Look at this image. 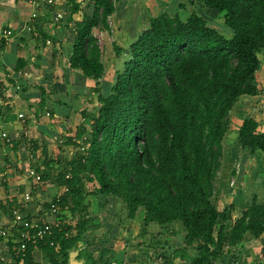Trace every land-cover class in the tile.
<instances>
[{
    "label": "trees",
    "instance_id": "1",
    "mask_svg": "<svg viewBox=\"0 0 264 264\" xmlns=\"http://www.w3.org/2000/svg\"><path fill=\"white\" fill-rule=\"evenodd\" d=\"M119 1L89 0L86 6L91 9L81 11L75 0H68L66 14L57 15V21H64L72 34L69 66L97 83L91 93L97 94L99 105L89 129L79 124L73 136L59 143L61 151L66 146L81 148L65 162L58 158L55 164H44L46 169L37 183L54 180L57 188L45 210L52 203L58 210L36 224L47 227L51 234L36 244L27 242L22 252L9 237V256L14 264L29 259L33 249L43 253V264H68V253L74 248H79L77 258H81L80 246L86 242L92 218L83 216L87 194L104 198V203L119 201L124 220L141 214L143 233L152 224L180 223L183 246L168 256L155 251L159 255L156 260L162 259L159 264H172L177 256L186 264H218L233 247L242 248L243 241L257 239L264 232V203L255 196L235 220L233 204L219 210L214 199L229 113L241 97L262 92L255 73L260 66L258 54L264 50V0H189L191 5L199 3L202 8L223 13L221 30L210 27L195 10L183 17L178 10L172 15L162 12L149 16L148 25L126 49L114 46L118 53L127 52L122 69L102 89L98 81L104 73L102 50L93 30L109 28L107 18ZM52 4L45 1L36 8L33 24L38 36L31 35L42 43L52 39L42 24L51 15L53 19ZM78 11L81 16L74 19ZM1 44L4 46L3 39ZM26 64L19 58L15 71ZM21 85V90L26 88ZM43 99L36 103L41 108ZM38 115L36 107L33 118L37 120ZM26 142L24 135L5 138L2 147L15 152ZM30 143L36 148L35 139ZM237 144L249 154L264 152V131L258 130L255 118H243ZM34 165L29 167L38 172ZM18 205L14 198L0 199V216L20 229L21 221L32 218L18 219L13 212ZM189 247L193 254L187 251ZM84 261L95 264L91 253Z\"/></svg>",
    "mask_w": 264,
    "mask_h": 264
},
{
    "label": "crops",
    "instance_id": "2",
    "mask_svg": "<svg viewBox=\"0 0 264 264\" xmlns=\"http://www.w3.org/2000/svg\"><path fill=\"white\" fill-rule=\"evenodd\" d=\"M39 1V2H38ZM38 5L44 4L46 0H38ZM53 1V13L57 12L55 8H58L61 10L64 14H66V9L69 7L70 3H68V0H52ZM179 0H120L117 4L115 3V7H117L118 4L121 3V5L132 6V7H143L146 11L147 8H149L150 5L154 3H158L161 6H168L171 2L172 4H177ZM127 3V6H126ZM57 4V5H56ZM39 6L34 5V3L31 0H0V103H3V99L6 100L4 103H7V107L9 108L8 111L1 112L0 119L6 120L7 118L12 119L7 124H2L0 122V199H16L17 208L13 210L14 213H16V217L20 220L24 219L23 217L29 216L32 218L31 220H40L43 217L42 214L44 213L42 200L44 197L51 198L52 195L57 192V188H53L52 184L51 186H47L45 181L42 183H32V180L26 177V169L30 166V163L25 160H18L20 158L19 156H22L25 150V147H19L15 152L11 149L9 151H6L3 149L2 144H4L5 138L1 136V132H4L7 134V138H19L21 135H25L29 132L31 135L34 136V134L37 133H43L44 131H47V125L42 122V120L39 118V122L33 118L34 108H36V103L39 101V97L37 98V86L40 84H43V78L44 72H49L52 68L59 67L57 64L53 65V63H57L59 61L57 59L58 55H65L63 52L60 53L57 52V49L53 44L52 45H46L45 43H42L38 41L36 38H33L30 31L24 30L22 33H16L15 30L21 28L24 24L25 18L29 15L31 11L36 12V8ZM124 7V8H125ZM160 8L157 7V10ZM152 9H150V12ZM41 12V9H40ZM77 13V12H76ZM76 13H74V19H77L75 17ZM135 13V11H134ZM133 13V14H134ZM63 14V16H64ZM121 14V13H120ZM159 14V13H158ZM156 13L149 16H155ZM62 16V17H63ZM78 16V15H77ZM147 23L144 27H142L141 30H143L148 25V17ZM143 18V17H142ZM51 17H47L42 24L44 25V30L46 33L50 35V33H53L51 30L54 29L56 33L63 29H67L65 26L64 21H53L50 20ZM44 20V19H43ZM68 25H72V22H69ZM143 25V24H142ZM140 25V26H142ZM5 29H11L12 34L4 38L2 33ZM140 30V31H141ZM64 31V30H63ZM66 31V30H65ZM70 33V36L72 35L70 30L66 31ZM55 33V34H56ZM23 35V36H22ZM63 35V34H62ZM58 35L52 36V42L55 41V39L59 40L61 39ZM72 39V36L70 37ZM136 38V37H135ZM4 40V46H2L1 41ZM60 41V40H59ZM53 46L54 48H51ZM52 50V53L50 54L49 51ZM66 56V55H65ZM69 56V55H68ZM67 57V56H66ZM19 58H23L27 61V64L24 66V68L15 71V64ZM68 58V57H67ZM60 62V61H59ZM60 67L62 69H66L62 63L60 64ZM26 78L24 79V73ZM54 78L56 80L55 75V69H53ZM42 76L40 79L35 80V77H39V75ZM82 77V75H81ZM88 78V77H87ZM85 79L84 81L89 84V79L93 80L91 78ZM33 79L35 81H33ZM82 81V80H81ZM94 82V80H93ZM51 83V80H49L48 84ZM23 84L26 88L21 90ZM52 84V83H51ZM57 84V83H56ZM23 86V87H24ZM65 85L62 87L64 88ZM61 88V87H59ZM7 89H10L11 92H9ZM262 91H264L263 88ZM7 90V92H6ZM25 90V91H24ZM80 90V88H79ZM76 93V92H75ZM91 93V92H90ZM262 93V92H261ZM259 93V94H261ZM58 97L56 100L60 101H53L47 98V95L44 96L45 98V104H44V114H41L42 118H45L44 115L47 117L50 115L49 111H55L52 112V115H55L56 117L60 118H67L68 121L71 120V118L78 113L76 108H73L74 101H76L78 95H74L73 93L62 95L57 93ZM258 95V94H257ZM88 100H91V97L88 98ZM238 100L234 106L232 111L235 110V108H238V104L241 102L244 104V101ZM97 104V101H96ZM1 105V104H0ZM1 107V106H0ZM2 109V108H1ZM46 109V110H45ZM3 113L5 115H3ZM46 113H48L46 115ZM21 114V117H18L17 115ZM79 118L82 120L81 112H79ZM25 119L29 120V130H24L23 128V134L19 131V126L13 124V120L15 118L17 119ZM262 121L258 122V130L264 131V111L262 113ZM237 120L235 124L233 125V132H226L224 139L222 141V146L224 145L225 151L229 153L228 160H226L225 165L220 167L221 173L223 176L220 175L221 181L224 182V187L228 185V173H230L232 176L234 174V164L233 160H236L239 162L240 169L237 168L238 174L236 175L237 183L239 182V189L234 191H229L228 188L226 190L221 191L222 197H224L229 204H233L234 208L231 212L232 220H235L237 217H239L241 210L246 207L250 202V195L248 196V188L245 186V180L247 179V176L249 177V180H251L254 183H257L258 180L256 177L261 174L260 170H257L255 173H253L249 168L252 167L254 164H259L264 168V152L256 151L253 154H249L246 151H241L238 144H237V130L240 126L242 119H238L237 117L234 118ZM32 120V121H31ZM48 120V119H47ZM17 122V120H16ZM18 123V122H17ZM80 124V123H79ZM77 126V125H76ZM76 129V128H75ZM71 130V129H70ZM76 131V130H75ZM74 131V134H75ZM64 133V132H63ZM234 136V144L227 143V136L229 134H232ZM68 136V133H66ZM71 134V135H74ZM29 139V137H27ZM34 139V137H33ZM231 144V145H230ZM39 146V145H38ZM227 146V149H226ZM43 145L39 146V148L33 149L32 151H27V153L32 157L36 156L34 155L37 149H41L42 151ZM49 145H47V148ZM46 148V147H45ZM229 150V151H227ZM26 151V150H25ZM61 152V150H59ZM237 151L239 153L235 154ZM7 154H9L8 162H5V159L7 158ZM18 155V158L15 156ZM35 158V157H34ZM35 162V161H34ZM33 162V163H34ZM41 160L36 159V166L38 167V173L42 174L43 166L40 164ZM252 163V164H251ZM32 164V163H31ZM221 164V166H222ZM249 165V166H248ZM37 172V171H36ZM242 174V175H241ZM231 184H234V182H231ZM230 184V185H231ZM257 184H260L257 183ZM256 184V185H257ZM245 186V187H244ZM261 186V185H260ZM33 188V192L30 195V198L28 200H22L21 194L23 191H29L30 188ZM263 187V186H261ZM45 189L48 190V192L45 193ZM19 190V191H18ZM264 190V189H263ZM227 191V192H226ZM94 196V195H93ZM97 197L98 200L101 198L98 195H95L94 198ZM102 206L104 205V198H101ZM264 203V201H262ZM29 207H28V206ZM31 205V206H30ZM27 206V208H26ZM33 207V209L31 208ZM240 207V209L237 211L236 208ZM223 208V207H222ZM22 210V211H21ZM221 210V209H219ZM87 216V215H86ZM90 216H92L90 214ZM2 217L3 222H7L6 217ZM96 217L92 216L91 221L89 223V226L86 230V241L87 243H83V246H80V249L83 248V255L81 258L83 260L84 264V253H91L95 264H159L162 259L156 260V258L151 257V248H155V251H162L167 253V250L169 249V245L164 246L162 243H159L157 247L156 244L158 243H137V239L144 240L143 236H137L136 238L131 234L129 235L130 241L128 243H119L120 241L117 240L115 243V239L112 237V235H115L118 233L119 228H121V231H123V228L118 224L114 223L111 220V217L105 216V219L108 218V222L105 224V228L103 231H100L99 229V219L98 221ZM138 216L134 218L133 220L137 221ZM157 225L152 224L151 228L155 229ZM111 229V230H110ZM91 237H95V239H101L100 241H96L94 243L93 239ZM122 237V235H121ZM143 237V238H142ZM260 242L261 247L264 246V232L262 235L257 239H248L243 241L242 248H245L248 243H251L253 241ZM133 241V242H132ZM263 242V243H261ZM152 244L153 247H150ZM162 244V246H161ZM167 244V243H166ZM3 246V244L1 243ZM85 248V249H84ZM172 248V247H171ZM241 248V249H242ZM246 252V251H245ZM9 253V250H8ZM264 253V251H263ZM262 253V261L261 264H264V255ZM9 257V255H8ZM7 260L10 262V264H14V261L12 262L11 259L7 258ZM225 259H221L218 261V264H229L230 262H225ZM235 262V261H234ZM43 264L44 263V255L43 253L38 249H33V253L31 256H29V259L25 260H19L16 264ZM172 264H186V261L184 259H181L180 257H175L171 261Z\"/></svg>",
    "mask_w": 264,
    "mask_h": 264
},
{
    "label": "rangeland",
    "instance_id": "3",
    "mask_svg": "<svg viewBox=\"0 0 264 264\" xmlns=\"http://www.w3.org/2000/svg\"><path fill=\"white\" fill-rule=\"evenodd\" d=\"M89 0H75L76 3L79 4V8L81 11H87L89 9H91L90 7L87 8V3ZM53 3V2H52ZM178 3L182 4V7L178 8L177 4H172V2L169 4V6H161L158 3H154L152 5L149 6V8H147V10L145 11L143 7H132L121 5L118 4L117 7L115 8L114 12L112 13L111 16H109L107 18L108 21V25L109 28L108 29H94L93 33L94 35H96L97 37V42L101 48V61L103 62L104 65V73L102 75V77L98 80L100 83V87H102V89L105 88L106 86V81H112L114 79V77L116 76V71L121 70V64L123 62V56L127 51H116L114 49V46H118V47H123V48H127V46L129 45L130 42L133 41V39L139 34L140 30L142 29V27H144L147 23V17L151 15V13L153 12V14H158V13H162V12H166L170 15L173 14L174 10H178L179 14L183 17L185 15H187L189 12H191L192 10L197 11L199 14H201L207 21V24L210 27L213 28H217L219 30H221L222 25H223V13H217L215 12V10H209V9H205L204 7L202 8L201 6H199V3L193 4L191 5L189 3V0H179ZM117 4V3H116ZM57 5V4H56ZM70 7V6H69ZM125 7V8H124ZM157 7L160 8L159 10H157ZM57 12H54L53 15V21H57L54 20V17H56L57 15H63V11L62 9L59 10L58 8H55ZM150 9H152V11L150 12ZM135 11V13H134ZM121 13V14H120ZM134 13V14H133ZM78 15V16H77ZM81 16V12L78 11L75 15V17L77 19H79ZM143 17V18H142ZM52 18V15H51ZM143 24V25H142ZM222 24V25H221ZM142 25V26H140ZM64 30V31H63ZM61 31H59L58 33H56V31L54 29H52L51 31L53 33H50V36L55 37L54 35H58L61 39L57 40L55 39V41L53 42V45L56 47L54 48L53 46H51V48L57 49V52L60 51L63 52L65 55H58L57 59L60 61H57V63H53V65L57 64V66L59 67H54L52 68L49 72H44V77L43 78V84H40L38 86H41L44 90H40V89H36L37 91V98L39 97V101L43 99L42 95H47V98H49L50 100L53 101H60L56 100V98L58 97V95H56L57 93L62 95H67L70 93H73L74 95H78L77 96V100L74 101V105L73 108H76L78 113L75 114L71 120L68 121L67 118H60V117H56L55 115H52V112L48 110V112H50L49 116H45V118L41 117V114L44 112V104L43 107H39V105L36 104V107L38 108L39 111V115L37 118V121L39 122V118L42 120V122H44L47 125V131H44L43 133H37L31 135L29 132L26 133V140L28 141V143L26 142L25 145V150L24 153H22V156H19L20 158H18V155H16L15 157L18 158L16 161L18 160H25L27 162H29L30 164L33 163L36 164V159L37 160H41V165L43 166V171L46 169V166L44 164L46 163H51L55 164L56 160L59 158H62L63 161H67L71 155L73 154V151L80 149L81 147H67L63 148L62 151H59V143H63L62 141L65 139V137L67 136L66 133H68V135L74 134V131L76 130L75 128H77L79 126V123L82 125V127H85L86 129L90 128V125L93 123V118L92 116L94 114H96L97 111V106L99 104H96V93H90L91 92V87H94L97 83L93 80H88L89 84L86 83L84 80L87 78L85 76H83L78 70H73L70 66H69V57L71 55L72 52V41H71V36L70 33L66 32L69 31L68 27L67 29H63ZM66 30V31H65ZM56 33V34H55ZM49 53H52V50L49 51ZM69 55V56H68ZM259 60H260V66L258 68V70L255 73L256 76V82L259 88H263L264 89V50L258 54ZM62 63V65H64L66 67V69H62L60 67V64ZM53 69H55V75H56V80L54 78V72ZM82 75V77H81ZM42 76L39 75V77H35V80L40 79ZM24 79L26 78L25 74H24ZM88 79V78H87ZM33 79V81H35ZM49 80H51V83L48 84ZM82 80V81H81ZM57 83V84H56ZM63 85L64 88L62 87ZM37 86V87H38ZM61 87V88H59ZM80 88V90H79ZM9 92H11L10 89H7ZM6 90V92H7ZM76 92V93H75ZM1 97V96H0ZM91 97V100H88V98ZM45 99V98H44ZM43 99V101H44ZM239 100L244 101V104L241 102L240 104H238V108H235L234 111H230L229 113V125H228V130L227 132H233V128L230 129V127H233V125L235 124V122H237V120H235L234 118L237 117L238 119H242L245 117H253L256 119L257 122L262 121V113L264 111V91H262L261 94L258 95H254V96H250V97H241ZM6 100L3 99V103H0L1 107H2V112H4L5 106V111H8L9 108L7 107V103L5 104ZM97 105V106H96ZM86 110L87 113L85 111ZM46 110V109H45ZM55 111V109H54ZM1 112V113H2ZM79 112H81V117L82 120L79 118ZM44 114V113H43ZM3 115H5L3 113ZM88 115V116H87ZM7 116V115H5ZM18 117H21V114L17 115ZM48 119V120H47ZM10 120L12 119H8V120H4L1 121L2 124H7L10 122ZM17 120V122H16ZM13 124L18 125L19 128H21L20 130L22 131L24 130H29V120L23 119H17L15 118L13 120ZM32 121V120H31ZM77 125V126H76ZM23 128V129H22ZM71 129V130H70ZM64 132V133H63ZM24 135V134H23ZM25 136V135H24ZM73 136V135H72ZM29 137V139L27 138ZM34 137L35 142H36V148H39V146L43 145L42 147V151L41 149H37L35 154L36 156H30L27 151H32L33 149L35 150V145L30 143V140H32ZM234 136L233 133L229 134V136H227V143H231L234 144ZM230 144V145H231ZM39 145V146H38ZM47 145H49V147L47 148ZM46 147V148H45ZM64 147V146H63ZM227 149V146H226ZM229 151V150H227ZM239 153V151H237L235 154ZM228 155L229 153H227L225 151L224 145L222 146V157L220 160V163H224L226 160H228ZM35 157V158H34ZM8 158H9V154H7V158L5 159V162H8ZM233 164H234V174L235 175H231L230 173H228V185L224 187V182L221 181V179L219 178L220 175L223 176V174L221 173V169L220 167H223L224 165L222 164V166L219 167L217 174H216V178L214 180V186H215V202L217 204L218 209H222V207H225L227 205H229V202L222 197L221 191L226 190V188L229 189V191H234V189L238 190L239 189V185L240 183H237V179H236V175L238 174V169H240L239 166V162H237L236 160H233ZM252 164V163H251ZM261 163L254 164L252 167L249 168L253 173H255L257 170L263 171L261 172L260 175H258L256 177V179L258 180L257 183L260 182V184L254 183L251 180H249V177L247 176V179L245 180V186L246 188H248V196L250 195V198H252L253 196L256 197L258 202L264 201V168H262V166L260 165ZM60 167V165H59ZM242 175V174H241ZM52 181V180H51ZM51 181H46V185L47 186H53V188H55V182L54 180ZM231 182H234V184H231ZM231 184V185H230ZM257 184V185H256ZM263 187H261V186ZM244 186V187H245ZM89 190V184H86V190ZM19 191V190H18ZM45 193L48 192L47 189L44 190ZM227 192V191H226ZM31 194V193H30ZM95 196V195H94ZM94 196L92 194H87L86 198H85V202L87 205V212L85 214H83V216H90V214L92 216H94V218H97L96 221H98L99 219V229L100 231H103V229L105 228V224L108 222V218L105 219V216L111 217L112 222L117 223L118 220V224L123 228V231H121V228H119L118 233H116L115 235H112V237L115 239V243L118 241H120L119 243H128V241H130L131 238H129V235H133L135 238L138 236H143L144 235V240H135L137 241V243H158L156 244L155 247H157L159 245V243H162L164 246L169 245V249L167 250V256L172 254L173 249L178 248L183 246V229L182 226L180 225V223H175V224H169V225H165V226H159L157 225V227L155 229H152L151 226H146L145 228V233H143L142 231V223H141V219L142 216L141 214L138 215V219L133 220V219H127L124 220L125 216V212L124 209L122 208V205L120 204V202L116 201V200H109L108 203H104V205L102 206V202H101V198H99L100 200H98L97 197L94 198ZM6 200H8L7 198H5ZM251 200V199H250ZM50 201V198H45L42 200V205H43V214L41 217H43V219L48 220L51 218V215H53L49 209L46 208L45 205H47V203ZM28 206V205H27ZM26 206V208H27ZM31 206V205H30ZM29 207V206H28ZM33 209V207H31ZM240 209V207H237L236 210L238 211ZM22 211V210H21ZM65 213L68 214V212L66 211ZM90 216V217H92ZM120 218H123V221H120ZM0 219H2V217H0ZM90 223V222H89ZM89 226V225H88ZM111 230V229H110ZM86 234V233H85ZM122 235V237H121ZM86 239V237H85ZM91 239H93L94 243L96 241H100L101 239H95V237H91ZM131 242V241H130ZM133 242V241H132ZM87 243V241L85 242ZM167 243V244H166ZM263 243V242H261ZM161 244V246H162ZM150 245V244H149ZM245 248H239L236 249L235 247H233L229 252L225 253L223 255L222 259H225L226 263L230 262V260L232 259V262L234 264H261L262 261V253L264 251V246L261 247L260 242L258 243V241H253L251 243H248L247 245H245ZM150 247H153V245L151 244ZM155 248H151V257L152 258H158L159 255L155 253ZM187 251L190 254L194 253V249L189 247L187 249ZM246 251V252H245ZM87 253H84V255H86ZM182 259V258H181ZM235 261V262H234ZM29 264V263H28Z\"/></svg>",
    "mask_w": 264,
    "mask_h": 264
},
{
    "label": "built area",
    "instance_id": "4",
    "mask_svg": "<svg viewBox=\"0 0 264 264\" xmlns=\"http://www.w3.org/2000/svg\"><path fill=\"white\" fill-rule=\"evenodd\" d=\"M34 5L38 6V2L36 0H31ZM48 3H52V0H46ZM36 17V12L31 11L29 15L25 18L24 24L21 28L15 30L16 33H22L24 30H28L32 33L34 36H38V32L33 24V20ZM57 16L54 17V20H57ZM12 34L11 29H5L2 33L4 38L9 37ZM46 45H52L53 42L50 38H47L45 40ZM25 74V72L23 73ZM48 113H46L47 115ZM1 136L4 138H7V134L4 132H1ZM9 139V138H7ZM41 174L36 172V170L32 167H28L26 169V177L31 179L34 183H37V181L40 180ZM34 188V187H33ZM30 192L29 191H23L21 194L22 200H28L30 198ZM57 206L53 203L49 207V211L54 215L57 212ZM36 219L31 221H21V228L17 229V227L14 225L13 221H8L5 223L0 219V236L3 237V239L0 241V264H10V262L7 260L11 259L13 262V259L8 255V241L9 237H11V241L13 244L17 245V249L19 251H25L27 242H30L31 244H36L38 241L43 240L44 236L46 234H51V232L48 230L47 227L38 226L36 223ZM59 221H55V224L57 225ZM3 244V246L1 245ZM51 244V243H50ZM230 264H234L231 262Z\"/></svg>",
    "mask_w": 264,
    "mask_h": 264
},
{
    "label": "water",
    "instance_id": "5",
    "mask_svg": "<svg viewBox=\"0 0 264 264\" xmlns=\"http://www.w3.org/2000/svg\"><path fill=\"white\" fill-rule=\"evenodd\" d=\"M79 248H74L68 253V264H83V260L77 258Z\"/></svg>",
    "mask_w": 264,
    "mask_h": 264
}]
</instances>
